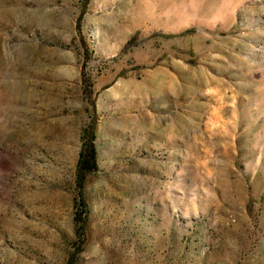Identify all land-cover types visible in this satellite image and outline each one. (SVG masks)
Instances as JSON below:
<instances>
[{
	"label": "rangeland",
	"instance_id": "obj_1",
	"mask_svg": "<svg viewBox=\"0 0 264 264\" xmlns=\"http://www.w3.org/2000/svg\"><path fill=\"white\" fill-rule=\"evenodd\" d=\"M94 241L264 264V0H0V264Z\"/></svg>",
	"mask_w": 264,
	"mask_h": 264
},
{
	"label": "trees",
	"instance_id": "obj_2",
	"mask_svg": "<svg viewBox=\"0 0 264 264\" xmlns=\"http://www.w3.org/2000/svg\"><path fill=\"white\" fill-rule=\"evenodd\" d=\"M87 141L83 144L79 152V158L76 167V183L79 188L83 186V181L88 172L96 168L95 148L93 146L94 134L92 130L87 131ZM83 225V222H81Z\"/></svg>",
	"mask_w": 264,
	"mask_h": 264
},
{
	"label": "clouds",
	"instance_id": "obj_3",
	"mask_svg": "<svg viewBox=\"0 0 264 264\" xmlns=\"http://www.w3.org/2000/svg\"><path fill=\"white\" fill-rule=\"evenodd\" d=\"M81 258L85 261V264H89V261H95L96 264H107L105 245L100 241L92 242L85 251L81 253Z\"/></svg>",
	"mask_w": 264,
	"mask_h": 264
}]
</instances>
